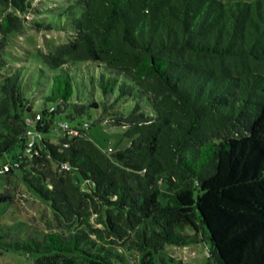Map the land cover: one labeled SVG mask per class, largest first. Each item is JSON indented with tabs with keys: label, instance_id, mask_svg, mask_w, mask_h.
Listing matches in <instances>:
<instances>
[{
	"label": "trees",
	"instance_id": "trees-1",
	"mask_svg": "<svg viewBox=\"0 0 264 264\" xmlns=\"http://www.w3.org/2000/svg\"><path fill=\"white\" fill-rule=\"evenodd\" d=\"M62 1L67 42L14 68L6 54L27 19L0 0V157L21 149L0 174L52 213L45 232L7 231L0 249L36 264H125L131 252L195 264L164 250L204 244V264H264V0ZM88 64L103 98L83 102L72 69ZM90 110L129 145L104 151L88 122L55 125ZM0 201L17 203L13 188Z\"/></svg>",
	"mask_w": 264,
	"mask_h": 264
},
{
	"label": "rangeland",
	"instance_id": "rangeland-1",
	"mask_svg": "<svg viewBox=\"0 0 264 264\" xmlns=\"http://www.w3.org/2000/svg\"><path fill=\"white\" fill-rule=\"evenodd\" d=\"M8 2L9 11L16 13L20 18H26L25 33L22 36H16L13 38L14 45L9 48V53L6 54L7 60L14 68L26 65L30 67V62L26 60H32L35 52L41 50L43 52L52 51L54 47L60 43H65L68 40V34L64 31H60L56 27V23L59 22L57 17L58 12L64 7L65 3L62 0H4ZM228 1V0H224ZM235 1V0H234ZM250 1V0H245ZM29 8H28V7ZM25 9V11L22 10ZM41 17H45L42 19ZM41 18L40 24L42 27L37 29L30 27V19ZM51 24L54 29H46V24ZM30 24V25H29ZM32 63V62H31ZM88 69H72V75L77 78L79 86L78 94L83 102H87L89 99L95 98L97 100L102 99L103 96L97 87L91 83V78H94V84L96 85L100 72L92 64H88ZM40 93L36 92V95ZM47 108H50L52 104L45 103ZM43 104L38 99L34 100V110H41ZM116 109L127 113L131 109L130 101L120 99L116 105ZM98 113L96 110H90L83 117L78 118L75 122H69L68 120L58 117L56 124L67 122L71 125L77 123L88 122L90 127L88 129L89 138L102 150L107 151L109 148L115 152L125 149L129 145L127 139H123L122 131L119 129L110 128L103 123H95ZM51 141L58 142V134L51 133ZM21 151L16 147L10 153H5L0 157V167L12 162V159ZM20 175V172H16ZM20 177V176H19ZM10 178V179H9ZM8 179V181H7ZM9 180L12 182L10 183ZM9 186L13 188L15 193L16 202L0 201V241L8 240L6 236L7 231L13 235L21 229L26 231V235L29 233L41 234L46 231V222L51 220L52 213L46 202L39 200L33 193H31L22 184V181L8 177L6 174H0V196L4 192L5 187ZM10 227V229H8ZM20 229V230H19ZM164 253L172 256L176 260H180L183 263H195L204 264L209 259L215 261L214 255L204 244H196L187 247H169L167 246ZM140 254L137 252H131L128 254V258L125 264H139ZM153 264H162L159 257L154 255ZM0 264H36L34 258H26L21 254L10 250L8 252L0 249Z\"/></svg>",
	"mask_w": 264,
	"mask_h": 264
},
{
	"label": "built area",
	"instance_id": "built-area-1",
	"mask_svg": "<svg viewBox=\"0 0 264 264\" xmlns=\"http://www.w3.org/2000/svg\"><path fill=\"white\" fill-rule=\"evenodd\" d=\"M74 133H76V134H77V132H76V131H75ZM31 145H32V144H29V145H28V146H29V149L31 148ZM6 169H7V168L5 167V168H4V170H6Z\"/></svg>",
	"mask_w": 264,
	"mask_h": 264
}]
</instances>
